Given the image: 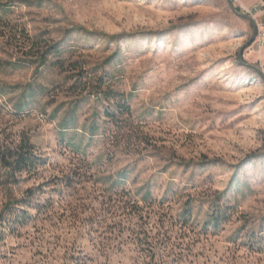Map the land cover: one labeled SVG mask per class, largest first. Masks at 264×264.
<instances>
[{
    "label": "rangeland",
    "instance_id": "374dc122",
    "mask_svg": "<svg viewBox=\"0 0 264 264\" xmlns=\"http://www.w3.org/2000/svg\"><path fill=\"white\" fill-rule=\"evenodd\" d=\"M232 2L233 9L228 0H0V148L28 137L47 162L7 192L0 186V264H150L153 254V264H264V40L257 35L239 61L254 27L234 13L264 0ZM23 32L42 51L58 48L62 59L74 52L90 67L113 56L105 71L132 94V116L102 99L83 103L65 138L88 145L86 155L59 138L69 107L50 120L66 101L55 89L56 58L33 65L37 52L22 51ZM28 87L36 100L21 112L15 106ZM44 90L55 104L46 105ZM109 107L123 127L103 117ZM125 169L120 186L103 184ZM75 170L89 171L87 184H58ZM144 186L153 202L140 200ZM32 188L42 190L29 224L1 226L7 194L21 201ZM216 193L234 210L224 229H182L177 215L187 198L201 200L203 221Z\"/></svg>",
    "mask_w": 264,
    "mask_h": 264
},
{
    "label": "trees",
    "instance_id": "16d2710c",
    "mask_svg": "<svg viewBox=\"0 0 264 264\" xmlns=\"http://www.w3.org/2000/svg\"><path fill=\"white\" fill-rule=\"evenodd\" d=\"M236 11L240 12L239 9H236ZM18 32L19 31L17 29L15 33ZM21 35L26 39V43L24 44L25 47L23 46L22 51L27 52V55H30V53L33 51L37 52L36 55H31L29 58V60H35L32 61L33 65L38 64V68H40L39 66H45L50 56H54L56 58L55 62L52 63V67L56 70L58 77L60 78V82L55 86V89L58 91V94L65 96L66 101L55 109V111L50 115V120H57L58 113L65 106L72 110L67 112L62 120L57 124V130L60 135L59 138L66 149L70 148L72 152L77 155H86L87 153L88 145L84 147L82 143L76 145L74 140H67L65 137L69 130L77 126L76 110L91 98L96 100L102 99L106 102L113 103L114 108L117 109L119 114L127 115L129 119L131 118L132 109L129 101L132 98V94L126 93L125 91H121L119 88H116L114 85L115 83L112 82L113 77L111 73H107L105 71L106 66L109 65L113 56L108 58L107 61L102 65L90 67L88 63L83 61V59L78 57L74 52H72L68 58L62 59V53L58 48L50 47L48 51L44 52L40 48V43L38 40L32 39L29 35L25 34V32H23ZM85 36L83 37L86 38ZM12 37L16 39L17 36L14 34ZM118 38L112 37L111 40L115 41ZM13 89L17 90L15 87H13ZM36 92H34L33 88L29 87L22 91L20 99L18 100L15 108L21 112L32 108V102H35L36 100ZM5 94V89L1 88L0 97L4 96ZM42 95L45 101L47 100L46 105L51 106L56 103L53 101L56 98H52L50 96L51 91L44 90L42 91ZM103 117L107 119L108 122L115 125L117 129L118 127H123L121 117L117 113L111 111V107L106 108ZM94 119H97L96 114H94ZM87 122L88 121H86L82 127L83 130L85 129L84 127H87ZM100 122L101 119L99 118V123ZM99 127L100 125L96 120L95 123L89 127L91 138H93L95 134L98 133ZM124 140L125 139L123 138L122 142H124V146H129L130 142ZM3 143L5 144H2L0 148V186L6 192L13 186L19 185L21 181L23 182L25 180L32 179V176H36L40 169L47 166V162L44 161V159L37 157L35 147L28 137H21L17 142ZM83 167L88 170L92 168L90 164ZM88 172L81 174L75 170L70 176L61 179V182L58 184H61L67 189L72 188L74 190L73 186L87 184V181H84V179L86 178ZM115 176L117 178L116 182L112 181V178H110L103 183L104 185H109L111 190L117 186H120L122 182L127 180V169L117 172ZM46 185L47 184L45 183L42 185V187ZM40 190L42 189H28L21 201L12 200L11 195L7 194L8 200L3 206L1 212L2 216H6V218L3 219L1 226H21V228L27 226L32 219L27 210H39L38 207H34L32 205L31 200ZM139 190L143 194L142 195L140 192L138 193V195H142L140 197L141 201L153 202L154 196L149 187L144 186ZM208 198V209L205 212L203 221L198 220L199 214H201L203 211V206L201 207L200 203L201 200L196 197L187 198V200L182 204L180 213L177 215V220L182 222L180 223L181 228L183 227L186 229L188 226H190L191 228L194 227L195 229H199L200 233H211L212 235H217L224 229V227L230 222V212L234 210L228 205V203L225 202L224 196L220 193H216ZM196 210L200 212L195 213ZM146 240H148L147 237ZM148 258L151 259L150 264H153L156 255H150Z\"/></svg>",
    "mask_w": 264,
    "mask_h": 264
},
{
    "label": "built area",
    "instance_id": "2783aa9c",
    "mask_svg": "<svg viewBox=\"0 0 264 264\" xmlns=\"http://www.w3.org/2000/svg\"><path fill=\"white\" fill-rule=\"evenodd\" d=\"M245 15L250 17L255 23L258 31V40L261 42L264 40V20L258 21V18L264 15V7L256 5L254 8H242Z\"/></svg>",
    "mask_w": 264,
    "mask_h": 264
},
{
    "label": "water",
    "instance_id": "95a60500",
    "mask_svg": "<svg viewBox=\"0 0 264 264\" xmlns=\"http://www.w3.org/2000/svg\"><path fill=\"white\" fill-rule=\"evenodd\" d=\"M228 2H229V5L231 6V8L233 9V2H232V0H228ZM234 13L237 15V16H239L240 18H242V19H244V20H247V21H250L251 22V24L253 25V31H254V33H253V36H252V38L250 39V41L247 43V45H245V47H243L241 50H240V52H239V61H242L243 60V55H244V52H245V50L246 49H248L251 45H253V43L255 42V39H256V37H257V35H258V31H257V27H256V25H255V23L253 22V20L250 18V17H248V16H246V15H240L236 10H234Z\"/></svg>",
    "mask_w": 264,
    "mask_h": 264
}]
</instances>
